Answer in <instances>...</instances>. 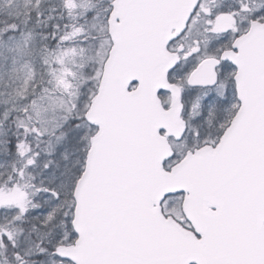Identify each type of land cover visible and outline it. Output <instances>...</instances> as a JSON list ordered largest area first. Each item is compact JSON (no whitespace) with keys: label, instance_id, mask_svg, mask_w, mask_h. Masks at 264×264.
I'll return each instance as SVG.
<instances>
[{"label":"snow or ice","instance_id":"1","mask_svg":"<svg viewBox=\"0 0 264 264\" xmlns=\"http://www.w3.org/2000/svg\"><path fill=\"white\" fill-rule=\"evenodd\" d=\"M0 264H264V0H0Z\"/></svg>","mask_w":264,"mask_h":264}]
</instances>
